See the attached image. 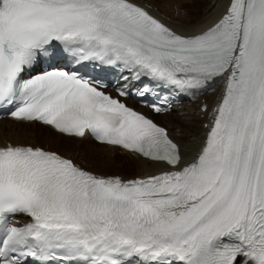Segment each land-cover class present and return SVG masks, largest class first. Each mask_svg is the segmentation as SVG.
Listing matches in <instances>:
<instances>
[{"label": "snow or ice", "instance_id": "snow-or-ice-1", "mask_svg": "<svg viewBox=\"0 0 264 264\" xmlns=\"http://www.w3.org/2000/svg\"><path fill=\"white\" fill-rule=\"evenodd\" d=\"M166 2L0 0V264H264V0L179 29ZM53 136L156 172L97 171Z\"/></svg>", "mask_w": 264, "mask_h": 264}, {"label": "bare ground", "instance_id": "bare-ground-1", "mask_svg": "<svg viewBox=\"0 0 264 264\" xmlns=\"http://www.w3.org/2000/svg\"><path fill=\"white\" fill-rule=\"evenodd\" d=\"M212 0H167L166 4L161 6L160 13L165 22H171L170 26L177 29L182 25L189 23L196 24L199 22L201 27H206L214 20H216L222 9L217 8L211 13L206 14V9ZM201 6L200 12L186 11L182 6ZM207 102L211 105L214 102V97H201L196 102H191L185 99L177 108H181L185 113H197V106L201 102ZM129 105H136L131 99L127 100ZM152 117L158 124L166 126L169 129L182 127L186 134H202L205 130L201 127V119L198 115L181 116L178 113L172 114H151L144 108H140ZM92 141V140H91ZM38 143L50 144L53 148H58L64 153L79 155L88 164L94 167L97 171L106 172L108 174H119L125 178H132L137 175H144L146 173H155V168H144L137 164L134 158L128 153H122L119 150L113 152L110 148L99 145L92 141L87 142H72V140L61 139L58 137H40ZM126 158L125 164H121V158ZM107 158L111 163V167H104V160Z\"/></svg>", "mask_w": 264, "mask_h": 264}, {"label": "rangeland", "instance_id": "rangeland-1", "mask_svg": "<svg viewBox=\"0 0 264 264\" xmlns=\"http://www.w3.org/2000/svg\"><path fill=\"white\" fill-rule=\"evenodd\" d=\"M182 8H185L184 10H186V11H189V10H191L192 12H196V13H199L200 12V8H201V6H194V7H191V6H182ZM91 142L92 143V141L91 140H87V142ZM72 142H73V144H74V142H75V140H72ZM122 160H120L121 161V164H125L124 163V161L125 160H128V159H126V158H123V156H122V158H121Z\"/></svg>", "mask_w": 264, "mask_h": 264}]
</instances>
